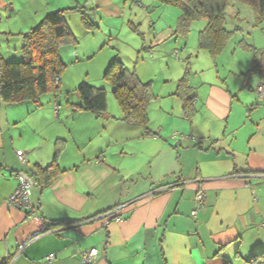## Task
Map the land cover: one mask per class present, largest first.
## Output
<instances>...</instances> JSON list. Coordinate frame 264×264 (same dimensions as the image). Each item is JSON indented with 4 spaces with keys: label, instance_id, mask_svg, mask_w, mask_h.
Returning a JSON list of instances; mask_svg holds the SVG:
<instances>
[{
    "label": "crops",
    "instance_id": "crops-1",
    "mask_svg": "<svg viewBox=\"0 0 264 264\" xmlns=\"http://www.w3.org/2000/svg\"><path fill=\"white\" fill-rule=\"evenodd\" d=\"M81 1L115 10L113 0H0V57L20 58V33L46 12ZM261 30L247 34L255 51L243 49L239 39L218 56L214 73L209 66L208 75L190 77L195 93L190 120L183 118L172 86L153 88L146 128L120 120V110L111 114L106 108L105 118L79 108L70 97L78 84L62 78L58 93L45 95L38 107L0 100V264L8 256V264H47L49 254L54 255L49 264H83L80 253L93 247L95 264H229L233 255L245 262L264 251ZM170 31L154 28L156 41ZM255 57L258 68L246 82L242 74ZM106 97L108 107L107 92ZM171 129L188 136L180 140ZM58 139L55 179L46 186L36 183L29 210L9 206L14 173L51 164ZM17 150L24 151L25 163ZM199 190L205 194L200 204ZM116 206L122 220L104 227L102 213Z\"/></svg>",
    "mask_w": 264,
    "mask_h": 264
},
{
    "label": "trees",
    "instance_id": "trees-1",
    "mask_svg": "<svg viewBox=\"0 0 264 264\" xmlns=\"http://www.w3.org/2000/svg\"><path fill=\"white\" fill-rule=\"evenodd\" d=\"M157 1L160 4L172 5L180 9L174 32L186 33L191 22L205 21L204 27L198 31L197 46L199 49L205 50L214 63L235 32L241 30L238 25L232 28L227 26L226 10L233 1L247 5L253 10L255 26L264 20V0ZM83 7V5L78 4L73 7L46 12L36 26L20 33L22 37L20 48L22 59L6 61L0 57V100L2 103L12 105L29 101L38 107L41 105L42 95L46 93L56 95L58 93L60 76L65 68L59 48L63 44L75 40L67 22V14L73 10L79 11L81 23L86 28L91 29L96 26L82 12ZM238 14L236 12L235 16ZM132 28L137 30L135 26ZM239 44L245 50L255 51L254 46L244 39L239 40ZM257 68L258 62L255 57L253 66L242 74L246 82ZM103 78L113 87L112 94L121 113L119 119L146 128L149 121L148 106L155 97L151 82H142L136 72L128 70L117 56L110 60ZM76 92L80 99V103L77 104L79 108L93 112L97 116L106 112L105 88L96 87L88 82H80L76 87ZM173 94L182 101L183 118L190 120L195 114V93L190 84L187 67L183 76L177 81L176 90ZM257 103L259 104V102ZM60 149L61 139H58L52 163L46 167L36 165L34 172H28L35 176L36 182L41 186L49 185L60 171L57 164ZM9 258L10 256L3 258L1 264H8ZM244 259L247 264H264V251L257 250Z\"/></svg>",
    "mask_w": 264,
    "mask_h": 264
},
{
    "label": "rangeland",
    "instance_id": "rangeland-1",
    "mask_svg": "<svg viewBox=\"0 0 264 264\" xmlns=\"http://www.w3.org/2000/svg\"><path fill=\"white\" fill-rule=\"evenodd\" d=\"M113 4L115 10L111 13L108 7L94 8L89 2L81 1L79 5H84L82 12L96 26L86 28L81 23L80 12L70 11L67 14V22L75 40L59 48L61 59L65 63L60 76L63 81L68 84H73L74 81L76 85L80 82H89L96 87L104 86L109 98L107 108L111 114H114L115 110L118 111L119 107L112 94L113 87L103 75L110 60L115 56L123 61L128 70H134L142 82L150 81L152 91L153 88L159 90L163 86L164 89L172 86L175 91L177 80L183 76L186 67L189 78L199 79L208 75L209 66L213 73L215 72V63L209 54L197 46L198 31L204 27V20L191 22L186 33L174 32L180 14L178 7L160 4L157 0H113ZM27 5L33 9L30 3ZM236 12L239 13L238 16H235ZM226 13L229 28L238 25L248 33L242 35L240 31H236L229 40L225 52L231 51L242 37L250 43L252 38L249 40L247 34L250 36L251 29L263 33L261 28H264V20L260 28H256L258 26L254 25V13L249 6L233 1ZM133 26L137 30H134ZM169 27L172 34L167 35L164 40L156 41L159 38L154 34V28L159 31ZM20 47L17 51L21 57L16 60L22 59ZM175 50L178 51L177 55L174 54ZM48 94L42 95L41 100ZM70 97L74 102H80L77 92H71ZM174 99L180 100L175 95ZM152 102L153 99L148 109ZM104 114L109 115L108 112ZM153 118L155 122L156 119ZM177 119L179 123L188 125L181 117ZM174 133H177L180 140L184 138L183 135L188 136L181 129H171V134ZM232 260L233 262L229 264H245L244 260L235 259L234 255Z\"/></svg>",
    "mask_w": 264,
    "mask_h": 264
},
{
    "label": "built area",
    "instance_id": "built-area-1",
    "mask_svg": "<svg viewBox=\"0 0 264 264\" xmlns=\"http://www.w3.org/2000/svg\"><path fill=\"white\" fill-rule=\"evenodd\" d=\"M174 54L177 55L178 51L175 50ZM255 91L257 93L258 99H260L262 95V85L258 84ZM16 154L19 160L22 163H24L25 162L24 151L17 150ZM14 176L17 180V184L13 192L7 197L6 202L9 206H12L17 210H25V211L29 210L31 207V201H30L31 190L37 183L36 178L35 176L29 174L24 170L16 171L14 173ZM204 197H205L204 192L202 190H199L195 195V201L198 204H200L203 202ZM119 210L120 207L116 206L102 213V217L106 219L103 222L104 227H107L111 221L120 222L122 220V216L118 214ZM195 213L196 211L193 210L192 214ZM28 240H30V238ZM53 258L54 255L49 254L44 258V261L47 264H49L53 260ZM96 258H97V249L94 247L82 251L80 253V260L83 264H95Z\"/></svg>",
    "mask_w": 264,
    "mask_h": 264
},
{
    "label": "water",
    "instance_id": "water-1",
    "mask_svg": "<svg viewBox=\"0 0 264 264\" xmlns=\"http://www.w3.org/2000/svg\"><path fill=\"white\" fill-rule=\"evenodd\" d=\"M77 95H78V94H77ZM101 116H102V117H105V118H108L109 115H105V114H103V115H101ZM37 234H38V233H35L31 238L35 237Z\"/></svg>",
    "mask_w": 264,
    "mask_h": 264
}]
</instances>
